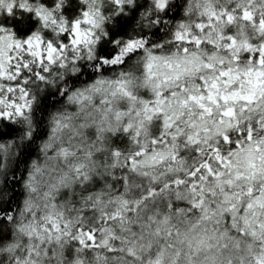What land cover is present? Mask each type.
Here are the masks:
<instances>
[{
  "label": "clouds",
  "instance_id": "clouds-1",
  "mask_svg": "<svg viewBox=\"0 0 264 264\" xmlns=\"http://www.w3.org/2000/svg\"><path fill=\"white\" fill-rule=\"evenodd\" d=\"M0 264H264V0H0Z\"/></svg>",
  "mask_w": 264,
  "mask_h": 264
}]
</instances>
